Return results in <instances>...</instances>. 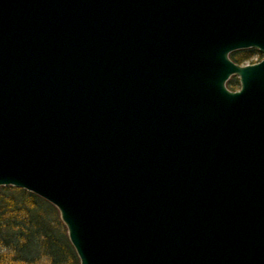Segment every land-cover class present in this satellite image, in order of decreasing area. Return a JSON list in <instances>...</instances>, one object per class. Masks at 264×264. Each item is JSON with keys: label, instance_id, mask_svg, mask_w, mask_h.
Masks as SVG:
<instances>
[{"label": "water", "instance_id": "95a60500", "mask_svg": "<svg viewBox=\"0 0 264 264\" xmlns=\"http://www.w3.org/2000/svg\"><path fill=\"white\" fill-rule=\"evenodd\" d=\"M8 186L79 264H264V0H0Z\"/></svg>", "mask_w": 264, "mask_h": 264}, {"label": "trees", "instance_id": "16d2710c", "mask_svg": "<svg viewBox=\"0 0 264 264\" xmlns=\"http://www.w3.org/2000/svg\"><path fill=\"white\" fill-rule=\"evenodd\" d=\"M253 55L240 50L229 57L242 64ZM237 86L231 77L227 88ZM0 264H79L55 207L25 190L0 187Z\"/></svg>", "mask_w": 264, "mask_h": 264}, {"label": "flooded vegetation", "instance_id": "af4514ba", "mask_svg": "<svg viewBox=\"0 0 264 264\" xmlns=\"http://www.w3.org/2000/svg\"><path fill=\"white\" fill-rule=\"evenodd\" d=\"M246 51H254L256 53V55H253L250 59H248L247 61L243 62L242 64H238V65H243V66H246V65H253V64H257L259 63L261 60H262V57L260 58V55L261 54L258 50L256 49H246ZM257 57V59H255V61L252 62V59H254V57ZM251 60V61H249ZM232 77H235V76H232ZM235 79L237 80L238 82V86L235 90H230V91H239L240 90V84H239V80L237 77H235Z\"/></svg>", "mask_w": 264, "mask_h": 264}, {"label": "rangeland", "instance_id": "374dc122", "mask_svg": "<svg viewBox=\"0 0 264 264\" xmlns=\"http://www.w3.org/2000/svg\"><path fill=\"white\" fill-rule=\"evenodd\" d=\"M261 57L263 58V55L261 54ZM255 59H257V57L255 56L254 59H252V62L255 61ZM251 61V60H249Z\"/></svg>", "mask_w": 264, "mask_h": 264}]
</instances>
